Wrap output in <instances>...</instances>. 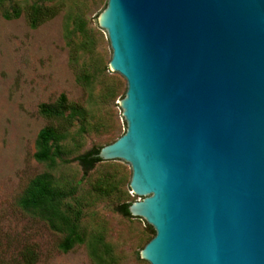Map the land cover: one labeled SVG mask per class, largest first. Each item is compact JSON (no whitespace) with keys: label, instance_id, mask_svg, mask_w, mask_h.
I'll return each instance as SVG.
<instances>
[{"label":"water","instance_id":"water-1","mask_svg":"<svg viewBox=\"0 0 264 264\" xmlns=\"http://www.w3.org/2000/svg\"><path fill=\"white\" fill-rule=\"evenodd\" d=\"M148 264H264V0H107Z\"/></svg>","mask_w":264,"mask_h":264},{"label":"rangeland","instance_id":"rangeland-1","mask_svg":"<svg viewBox=\"0 0 264 264\" xmlns=\"http://www.w3.org/2000/svg\"><path fill=\"white\" fill-rule=\"evenodd\" d=\"M36 2L64 6L53 20L32 29L24 11ZM12 4L22 9L20 18L5 20L0 15V264L19 262L28 246L38 251L37 264H95L86 244L69 253L59 252L62 237L19 206L30 181L48 172L46 165L34 159L38 135L49 125L39 115V106L55 102L61 94L85 107L89 116L86 122H75L63 143V160L72 162H62L52 173L56 183L79 186L75 199L83 208L81 231L87 239L98 234L105 237L113 249L112 264H148L139 252L154 237L152 228L141 218L117 212L120 204L141 200L129 187L131 167L122 161H104L84 176L73 161L93 148L114 143L125 132L119 102L126 81L110 71L112 52L106 32L97 23L107 0H12ZM78 19L86 22L89 37L77 36L88 46L75 68L65 35ZM80 71L94 75L90 91L78 85ZM97 183L106 190L96 191Z\"/></svg>","mask_w":264,"mask_h":264},{"label":"trees","instance_id":"trees-1","mask_svg":"<svg viewBox=\"0 0 264 264\" xmlns=\"http://www.w3.org/2000/svg\"><path fill=\"white\" fill-rule=\"evenodd\" d=\"M44 1L42 0V2ZM63 6L64 3L48 6L36 2L24 11V15L28 25L32 29H37L45 22L53 20L62 11ZM22 13L20 6L12 4V0H0V15L5 20L18 19ZM66 32L69 60L76 68L88 46L86 41L80 43L77 40L79 34L85 38L89 37L86 22L78 19L75 21L73 29H67ZM76 81L83 89L90 91L94 83V75L88 71H80L77 73ZM39 115L48 121L49 125L43 128L38 135L34 159L46 165L48 172L38 175L30 181L19 199V206L24 212L45 222L52 231L62 237L58 245L59 252L69 253L76 246L86 244L90 258L95 264H112L113 249L106 242L105 237L98 234L87 239L88 237L81 231L83 208L82 204L75 199L79 192V186L60 187L52 174L62 162H72L63 160V143L69 137L68 133L75 122L78 120L87 121L89 111L79 103L70 102L66 95L61 94L55 102L41 104ZM100 149L101 147L93 148L73 159L81 167L84 176L104 162L98 157ZM108 182L110 183L107 180L106 186H108ZM95 190L100 192L106 188L104 184L97 183ZM131 204H120L117 207V212L124 217L131 218L132 216L129 214ZM153 234L155 235L154 231ZM19 257V262L15 264H37L40 259L38 251L31 246L25 247Z\"/></svg>","mask_w":264,"mask_h":264}]
</instances>
